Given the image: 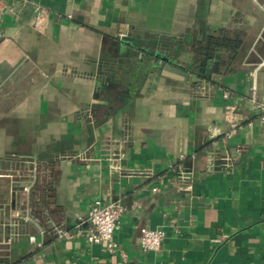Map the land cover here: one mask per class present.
<instances>
[{
	"label": "crops",
	"instance_id": "crops-1",
	"mask_svg": "<svg viewBox=\"0 0 264 264\" xmlns=\"http://www.w3.org/2000/svg\"><path fill=\"white\" fill-rule=\"evenodd\" d=\"M5 4L0 264H264V0ZM228 27L237 63L202 81L191 48ZM94 199L126 209L115 253L85 239Z\"/></svg>",
	"mask_w": 264,
	"mask_h": 264
},
{
	"label": "built area",
	"instance_id": "built-area-1",
	"mask_svg": "<svg viewBox=\"0 0 264 264\" xmlns=\"http://www.w3.org/2000/svg\"><path fill=\"white\" fill-rule=\"evenodd\" d=\"M16 1V0H12ZM5 0H0V21L1 16L6 9ZM46 11L43 9H37L36 25L35 28L40 30L45 27L46 24ZM225 97H228L226 94ZM252 97L256 102V87L252 88ZM261 115L260 122L264 124V101L258 104ZM234 133V131L232 132ZM126 209L119 202L104 203L101 199H94L90 202L88 211V221L92 224L93 230L85 235V239L89 244H106L109 253H115L117 250L116 244L113 242L115 231L118 229L120 220L124 215ZM27 220V217H25ZM44 230H42L43 232ZM54 234L58 238L73 239L78 236L77 233H70L63 230L60 227L53 229ZM165 238V232L162 229H141L139 244L143 253L156 252L160 249ZM35 238L32 237L31 241ZM12 239H8L10 243Z\"/></svg>",
	"mask_w": 264,
	"mask_h": 264
},
{
	"label": "trees",
	"instance_id": "trees-1",
	"mask_svg": "<svg viewBox=\"0 0 264 264\" xmlns=\"http://www.w3.org/2000/svg\"><path fill=\"white\" fill-rule=\"evenodd\" d=\"M246 39L240 28H220L205 32L191 48L194 74L202 81L211 82L214 75L233 71Z\"/></svg>",
	"mask_w": 264,
	"mask_h": 264
}]
</instances>
